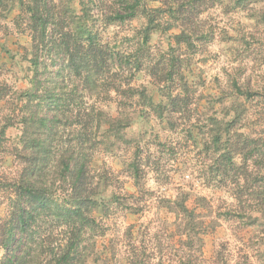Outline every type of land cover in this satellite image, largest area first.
<instances>
[{
	"label": "rangeland",
	"instance_id": "obj_1",
	"mask_svg": "<svg viewBox=\"0 0 264 264\" xmlns=\"http://www.w3.org/2000/svg\"><path fill=\"white\" fill-rule=\"evenodd\" d=\"M179 1L192 3L185 8L182 6L185 13L179 14L181 21L171 17L163 20L160 29L152 31L143 45L144 39L140 37L146 25L143 16L123 23L112 22L122 2L113 0L110 15L103 20L94 18L90 12L97 3L89 0L91 7L88 6L85 14L86 23L107 47L110 71L105 84H109L110 90L94 85V80L87 83L88 104L101 108L105 115L119 116L130 122L119 135L120 140L112 135L122 129L113 128L110 132L104 125L98 133L103 138L102 144L96 139L97 147L88 163L92 186L98 181L102 186L98 178H104L109 187L101 194L114 202L109 205L108 200H101L104 207L92 213L103 228L104 236H95L94 232L84 235L83 245L88 250L94 243L93 253L98 260L94 264H181L186 260L192 264H253V260L264 261V251H260L264 248V208L255 224L250 225L247 218L234 217L240 211L233 198L235 178L231 174L218 176L215 173L221 147L224 146L225 155L234 149L228 148L225 139L218 146L212 144V134L224 126L220 120L224 123L234 118L237 123L234 136L247 132L248 129L241 127L247 120L264 131L261 127L264 116H259L264 113V0ZM141 2L147 3L149 8L165 10L169 0ZM54 4L57 9L71 8L75 13L79 7L82 15L81 0H59ZM184 22L188 24L183 25ZM17 24L16 2L2 0L0 220L10 217L8 206L13 195L8 182L18 177L19 165L12 151L20 135L15 128L4 130V134L1 130L11 114L10 90L19 92L28 88L30 77V38L23 31L24 26ZM181 32L189 36V49L177 43L176 36ZM128 55L133 56L129 63L124 59ZM51 61L52 57L46 55L40 60L48 67ZM54 61V68H49L51 75L62 62L59 57ZM138 61L142 66L136 72ZM172 64L190 88L189 105L176 112H168L167 96H183L177 83L180 74L174 81H164L165 72ZM45 72L41 69L42 78L49 77ZM234 81L249 90L253 101L231 97ZM81 88L78 86L77 91ZM133 88L136 93L131 91ZM140 92L152 102L151 109H144L148 102L142 101ZM121 103L124 104L122 111ZM252 118L256 119L252 121ZM134 155H139L135 163L141 170L140 189L129 175ZM225 161L219 163L227 164ZM262 165L264 161H256L249 171ZM13 172L16 176L9 179ZM262 184L264 188V181ZM183 198L186 207L197 216V236L187 233L182 218L167 208L175 199ZM59 224L55 217L38 219L37 224L32 225L29 253L41 251L45 254L42 259H50L46 253L57 248ZM188 239L194 240L192 249L187 247ZM94 256L88 259L92 261Z\"/></svg>",
	"mask_w": 264,
	"mask_h": 264
},
{
	"label": "trees",
	"instance_id": "obj_2",
	"mask_svg": "<svg viewBox=\"0 0 264 264\" xmlns=\"http://www.w3.org/2000/svg\"><path fill=\"white\" fill-rule=\"evenodd\" d=\"M14 1L19 9L17 26H24L23 31L30 38V77L28 88H22L19 92L10 90L11 114L1 130V134H4V130L15 128L20 135L17 147L12 151L19 165L18 177L8 182L13 197L8 206L10 217L0 220V243L6 247L23 249L22 264H94L98 261L93 253L94 243H91L92 248L88 250L83 245L84 235L94 232L95 236H104L103 228L92 213L104 207L101 200H108L109 205L114 202L101 194V191L109 187L104 178H98L102 186L100 181L95 187L92 186L88 163L96 150V139L102 144L103 138L98 133L104 125L110 132L113 128L122 129V132L116 131L117 134L112 135L120 140L119 135L124 133L130 122L119 116L105 115L101 108L95 109L88 104L87 83L94 80V85L106 86L110 90L109 84H105L110 71L107 65L108 50L86 23L88 5H83L81 0L82 15L77 17L71 8L57 9L53 0H48V3L45 0ZM191 4L188 1L182 4L179 0H169L165 4L166 9L161 10L149 8L141 0H122L121 7L114 12L112 22L123 23L143 16L146 25L140 37L144 39L145 45L151 32L158 27L160 29L163 20H180L179 14L185 13L182 6L185 8ZM176 40L178 44L187 45V49L191 47L186 32L178 34ZM43 55L52 57L49 67L40 62ZM55 57H59L62 62L51 75L49 68H54ZM130 57L133 56L128 55L124 59L129 63ZM141 66L138 61L135 71L138 72ZM174 66L172 64L167 68L164 81H174L180 74L177 83L183 96H167L168 112H176L190 103V88L184 76L174 71ZM41 69L46 71L44 74L48 72L49 77L42 78ZM78 86L82 88L77 91ZM231 88V97L234 99L242 97L246 101H253L249 90L241 88L236 81ZM131 91L136 93L134 88ZM139 95L143 102H148L144 109H151L150 99L142 92ZM123 106L121 103L120 111ZM260 115L264 116V113ZM255 119L252 118V121ZM250 121L241 125L248 129L247 132L236 133L234 136L237 124L234 118L224 123L220 120L224 126L212 134V144L218 146L225 139L228 148L234 149L225 155L224 146L220 148L222 152L216 159L219 166L215 173L218 176L231 174L235 178L232 184L235 191L233 198L240 211L234 217L247 218L251 225L258 222L257 216L264 208V165L249 171L256 161H264V131L258 130L252 122L249 124ZM241 140L243 144H240ZM238 151L243 152L241 154ZM138 158L139 155L132 158L129 175L140 189L141 170L135 163ZM223 160L227 164L219 163ZM171 203L167 207L169 211L182 218L187 233L197 236V216L186 207V199H175ZM42 216L55 217L61 227L57 248L46 253L50 257L48 260L42 259L45 254H41V251L29 253L32 227ZM188 241L187 247L192 249L194 240ZM89 256H94L92 261L88 259ZM181 264L192 263L186 260Z\"/></svg>",
	"mask_w": 264,
	"mask_h": 264
},
{
	"label": "clouds",
	"instance_id": "obj_3",
	"mask_svg": "<svg viewBox=\"0 0 264 264\" xmlns=\"http://www.w3.org/2000/svg\"><path fill=\"white\" fill-rule=\"evenodd\" d=\"M54 3H59V0H53ZM97 7L92 8L90 15L92 17H98L101 20L107 15H110L109 6L113 4V0H96ZM83 5H89V0H83ZM77 17L81 15L79 12V7H77L76 12ZM264 127V125H261ZM16 176V173L13 172L9 179H12ZM260 251H264V248L260 249ZM24 255L23 249H16L14 247H6L3 243H0V264H22L21 258ZM253 264H264V261H255L253 260Z\"/></svg>",
	"mask_w": 264,
	"mask_h": 264
}]
</instances>
